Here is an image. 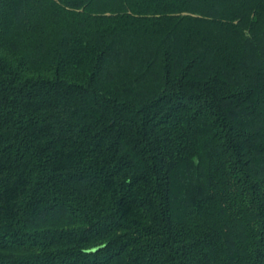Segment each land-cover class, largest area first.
<instances>
[{"label":"trees","instance_id":"trees-1","mask_svg":"<svg viewBox=\"0 0 264 264\" xmlns=\"http://www.w3.org/2000/svg\"><path fill=\"white\" fill-rule=\"evenodd\" d=\"M0 264H264V0H0Z\"/></svg>","mask_w":264,"mask_h":264}]
</instances>
